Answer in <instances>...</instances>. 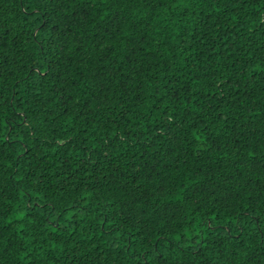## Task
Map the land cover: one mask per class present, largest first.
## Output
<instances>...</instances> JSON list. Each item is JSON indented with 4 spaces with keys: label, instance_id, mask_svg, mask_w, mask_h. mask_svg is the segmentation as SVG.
Here are the masks:
<instances>
[{
    "label": "trees",
    "instance_id": "16d2710c",
    "mask_svg": "<svg viewBox=\"0 0 264 264\" xmlns=\"http://www.w3.org/2000/svg\"><path fill=\"white\" fill-rule=\"evenodd\" d=\"M0 264H264V0H0Z\"/></svg>",
    "mask_w": 264,
    "mask_h": 264
},
{
    "label": "snow or ice",
    "instance_id": "6c2138e0",
    "mask_svg": "<svg viewBox=\"0 0 264 264\" xmlns=\"http://www.w3.org/2000/svg\"><path fill=\"white\" fill-rule=\"evenodd\" d=\"M198 138V137H197Z\"/></svg>",
    "mask_w": 264,
    "mask_h": 264
}]
</instances>
